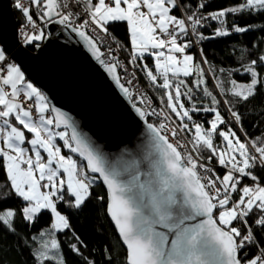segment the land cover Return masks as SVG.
Here are the masks:
<instances>
[{
  "label": "snow or ice",
  "instance_id": "1",
  "mask_svg": "<svg viewBox=\"0 0 264 264\" xmlns=\"http://www.w3.org/2000/svg\"><path fill=\"white\" fill-rule=\"evenodd\" d=\"M197 4L201 11L208 6L200 0ZM181 6L182 0H29V6L14 0V7L25 17L24 26L18 29L25 44L39 48L46 38L38 21L66 25L82 38L124 94L133 99L134 93L120 82L121 65L114 49L108 46L110 40L119 45L110 28L126 23L131 48L129 65L142 70L152 85L164 90L159 97L164 107L152 108L146 93L135 97L143 107H133L146 123L151 116L163 117L158 124L147 123V127L172 173H158V186L151 181L140 182L139 175L134 177L133 185L119 183L77 130L72 117L55 107L47 94L27 79L22 67L11 61L7 49L0 46V162L6 189L0 190V203L14 198L22 202L19 213L0 208V232L16 235L18 215L21 221L35 226L47 214L48 226L23 240L33 264H66L57 234L72 230L67 212L77 215L91 202L97 177L90 176L87 170L99 174L111 194L107 212L122 243L127 245L126 264H264V133L249 139L241 131L243 117L236 104L224 99L230 93L236 103L246 104L264 95V54L248 53L249 62L243 66L249 77L247 83L233 79L231 87H227L225 81L216 77L214 88L219 91L215 92L208 87L209 80L216 71L225 70L206 71L204 66L210 61L203 49L199 50V61L188 51L197 41L211 38L199 30L207 19L220 21L221 27L212 34L216 37L251 31V25L229 29L223 18L231 13L264 15V0H243L207 17L173 14ZM259 30L264 32V25ZM190 33L196 40L189 38ZM260 43L264 44V39ZM102 47L112 54L110 61L104 58ZM146 54L153 58L154 69L144 61ZM181 75L185 79H180ZM194 90L209 98L212 106H198ZM186 101L190 106H186ZM197 112L214 114L209 127L195 122ZM228 113L239 128L230 126ZM26 133L31 134L30 138ZM183 133L191 134L190 145L179 140L171 142L170 138ZM217 138L222 139L223 146L217 145ZM62 148L83 157L85 168L78 165L77 159L65 155ZM202 149L207 150L206 156ZM213 160L215 165L209 166ZM246 179L251 183L245 184ZM133 188L149 197L144 205L147 215L126 196ZM180 188L185 191L190 214H176L174 206L179 201L175 192ZM61 205L67 208L62 211ZM198 216L207 219L198 224L185 223ZM170 236L174 238L170 240ZM75 239L79 246L73 243L70 248L83 256L81 249L86 245L79 237ZM84 260L85 264H96L88 257Z\"/></svg>",
  "mask_w": 264,
  "mask_h": 264
},
{
  "label": "water",
  "instance_id": "2",
  "mask_svg": "<svg viewBox=\"0 0 264 264\" xmlns=\"http://www.w3.org/2000/svg\"><path fill=\"white\" fill-rule=\"evenodd\" d=\"M18 27L12 0H0V45L7 49L11 61L22 67L27 79L41 88L55 107L72 117L77 130L119 183L133 185L136 183L134 177L139 175L140 182L151 181L158 186L161 179L158 173L172 175L147 127V123L153 122L146 123L138 115L133 100L124 94L112 75L95 59L81 37L66 25L53 21L48 24L46 38L40 42V47L33 50L21 43ZM66 150L86 165L78 153ZM87 171L98 177L110 204L111 194L102 177ZM126 196L145 215L148 214L144 205L149 197L140 189L133 188ZM175 196L179 201L174 206L176 214H190V204L185 203V191L177 189ZM107 214L118 234L114 221ZM205 219L207 217L198 216L185 223L198 224ZM172 238L174 236H170V240ZM122 244L126 249L127 245Z\"/></svg>",
  "mask_w": 264,
  "mask_h": 264
},
{
  "label": "trees",
  "instance_id": "3",
  "mask_svg": "<svg viewBox=\"0 0 264 264\" xmlns=\"http://www.w3.org/2000/svg\"><path fill=\"white\" fill-rule=\"evenodd\" d=\"M14 2V0H12ZM200 2L206 3L208 6L202 11L198 8L197 0H182V6L179 12H174L177 16H182V12L185 16L196 13L197 16H208L209 13L224 10L230 7H235L243 0H200ZM15 13L18 19V23L22 22V18H25L21 11L15 9ZM223 20L226 22L225 27L231 29L232 26H252V30L247 33L232 32L229 36L216 37L213 36V31L216 28L221 27V23L218 20L207 19L204 22V26L199 30L210 39H205L200 42V49H203L204 54L208 57L210 64L205 65L206 71L212 69L223 68L224 72L216 71L215 76L209 80L208 87L210 90L218 92V89L214 88L215 78L219 77L225 81L227 87H231L230 81L235 79L237 83H247L249 81L248 75L243 71V66H246L249 62L248 53L257 52V54H264V44L260 41L264 39V32L260 31L261 25H264V15L253 12L251 15L242 13H231L226 15ZM112 37L115 41L125 48L127 55H130V40L128 34V28L126 23L120 22L114 27L110 28ZM190 38V37H189ZM34 50V47L27 45ZM196 56L197 61L200 59L199 52L192 48L189 50ZM149 66L154 69L153 58L145 55ZM255 58V57H252ZM143 63V61H140ZM145 79L148 80L146 74L142 71ZM180 79H185L182 75ZM189 84H191L192 78H187ZM162 82V78H160ZM155 92V99L159 101V97L163 95L164 90L152 85ZM193 95L198 106L202 103L204 106L210 105L209 98L202 95L200 91L194 90ZM223 95V94H221ZM219 98V97H218ZM224 99H231L236 104V110H238L243 117V128L241 131L247 135L249 139L258 138L261 133H264V95H258L251 102L246 104L236 103V98L232 97L229 93L224 96ZM186 106H190L186 101ZM220 111L225 112L224 106H220ZM214 118V114L209 112H197L194 114V120L197 123L203 124L206 128L209 127V121ZM227 118L230 121V126L235 130L239 128V124L231 121V114L228 113ZM150 122L151 118L149 119ZM178 122V121H177ZM187 122V121H186ZM179 123V122H178ZM223 127V126H221ZM29 134V133H28ZM31 135V134H29ZM189 136L192 139L191 134ZM243 138V137H242ZM63 144V142L61 141ZM216 143L218 146H223V141L217 138ZM64 152L69 155L66 148H63ZM202 152L206 156L207 150L202 149ZM77 159V158H76ZM78 163H83L77 159ZM215 165V160L212 161ZM219 172V166H217ZM261 175L259 171L256 173ZM4 169L2 162H0V190H6L3 184ZM245 184H250V179L244 181ZM99 197H105L104 200L98 199ZM22 202L18 198L7 199L0 203L2 209H13L19 213V209ZM107 192L100 181L95 182L92 185V199L86 210L79 212L77 215H73L71 211L67 212L70 217L72 230L58 233V238L61 241L63 258L66 264H85V257L94 260L96 264H126V249L123 246L114 226L112 225L107 214ZM61 210L64 211L67 206L61 205ZM74 211V210H73ZM48 226V217L45 214L44 218L35 226L29 225L20 220L17 216V233L12 235L11 233L0 232V264H33L32 258L28 254L27 248L23 244V240L27 239L29 235H36L37 229L43 231ZM79 237L83 241L86 247L81 250L83 256L76 254L70 248L73 243L78 244L79 241L75 239Z\"/></svg>",
  "mask_w": 264,
  "mask_h": 264
},
{
  "label": "built area",
  "instance_id": "4",
  "mask_svg": "<svg viewBox=\"0 0 264 264\" xmlns=\"http://www.w3.org/2000/svg\"><path fill=\"white\" fill-rule=\"evenodd\" d=\"M21 2H22L25 6H29V0H21ZM13 6H14V3H13ZM14 8H15V7H14ZM15 9H17V8H15ZM19 11H20V10H19ZM79 11H80L81 13L83 12V5H81ZM182 16H183V17H186V16L184 15L183 12H182ZM205 17H207V16H205ZM34 18H35V17H34ZM24 23H25V18H22V22L19 23V27H18V29H19V28H22V27L24 26ZM38 23H40V24H41V27H43V28L45 29V34H46V33H47V26H48L49 23L44 24L43 22H39V21H38ZM89 34H91V33H89ZM189 37H190V39L196 40V37H195L194 35H192L191 33L189 34ZM19 39L21 40V42H22L24 45H26V46L28 45V44H25V43L23 42V37H22L20 34H19ZM108 46H110V47H112V48L114 49V54H115L116 57L118 58L119 63H120V65H121V67L118 68V70H119V72H120L121 82L124 83L126 87H129L130 90L134 93V98L132 99L133 102H134L135 104H138V105H140L141 107H143V105H142V104H139V101L136 100L135 97H138V96H139L140 94H142V93H146V94H147V97H148V99H149V102L151 103L152 108L159 109V108H161V107H164V105L160 104L159 101H157V100L155 99V97H154V95H155L154 89H153L152 85H151V84L145 79V77H144V75H143V73H142V70H134V69L129 65V63H128L129 56H128L127 53H126L125 48L122 47L120 44L117 45L115 42H113V41H111V40H110ZM192 48H195V50L199 52V50H200V42L197 41V42L193 45ZM192 48H191V49H192ZM189 50H190V49H189ZM189 50H188V51H189ZM102 51H105V52H106V55H105V57H104V58L106 59V61H110V57H111L112 54H111V53H107L106 48H104V47H102ZM125 69H126V70H125ZM133 74H134V77H135V78H133ZM129 80H132V83H131V84H128V83H127ZM137 85L140 86V87L142 88V90H140V92L136 89V86H137ZM150 118H151V121H152L153 123H155V124H158V123L163 119L162 116H161V117H158V116H151ZM173 119H175V118L173 117ZM176 123H177V121H176ZM181 135H182V137H183L184 139L186 138L185 142H184V141L182 142L181 140H179V139H177V138H174V139L170 138V139H171V142L175 143L176 140H179L182 144L190 145L191 140H190V142H188V140H187V137L190 139L188 133H183V134H181ZM179 137H180V136H179ZM187 150H191V149L189 148V149H187ZM187 150L182 149V152H185V153H186ZM201 162L203 163L204 161H201ZM212 164H213V163L211 162V164H210L209 166H212ZM202 174H203V175H206V174H204V173H202Z\"/></svg>",
  "mask_w": 264,
  "mask_h": 264
},
{
  "label": "rangeland",
  "instance_id": "5",
  "mask_svg": "<svg viewBox=\"0 0 264 264\" xmlns=\"http://www.w3.org/2000/svg\"><path fill=\"white\" fill-rule=\"evenodd\" d=\"M13 2V1H12ZM14 3V2H13ZM176 15V14H175ZM21 41V40H20ZM22 43V42H21ZM23 44V43H22ZM190 53V52H189ZM190 54H193V53H190ZM147 55V54H146ZM194 55V54H193ZM144 61H146L147 63H148V61H147V58H144ZM143 61V62H144ZM12 62H14V61H12ZM15 63V62H14ZM149 64V63H148ZM150 67V66H149ZM136 89L140 92V90H142V88L140 87V86H136ZM178 123V122H177ZM170 126H175V125H170ZM188 135H189V133H188ZM26 136L27 137H29L30 138V136L31 135H29L28 133H26ZM190 137V136H189ZM177 139H179V140H181L182 142L184 141L185 142V140H186V138L184 139L183 137H182V135H180V137L178 136L177 137ZM187 140H188V142H190V140H191V137H190V139L187 137ZM57 143L58 144H60L61 146L63 145L62 143H61V141L58 139L57 140ZM25 147H30L29 145H27V144H25L24 145ZM62 151H63V153L65 154V155H68V154H66L65 152H64V150H63V148H62ZM42 155H45L46 156V154H44V153H42ZM70 156H72L74 159H76L73 155H71V154H69ZM78 162V161H77ZM78 165L81 167V168H85V165H84V163H81V164H79L78 163ZM214 164H212V166H213ZM91 176V175H90ZM99 181V179H98V177H97V179H96V181L95 182H98ZM55 251V250H54Z\"/></svg>",
  "mask_w": 264,
  "mask_h": 264
},
{
  "label": "crops",
  "instance_id": "6",
  "mask_svg": "<svg viewBox=\"0 0 264 264\" xmlns=\"http://www.w3.org/2000/svg\"><path fill=\"white\" fill-rule=\"evenodd\" d=\"M1 46V45H0Z\"/></svg>",
  "mask_w": 264,
  "mask_h": 264
}]
</instances>
